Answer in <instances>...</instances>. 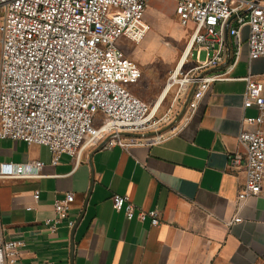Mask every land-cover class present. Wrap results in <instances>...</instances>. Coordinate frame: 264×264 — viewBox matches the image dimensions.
I'll return each instance as SVG.
<instances>
[{
  "label": "built area",
  "instance_id": "2783aa9c",
  "mask_svg": "<svg viewBox=\"0 0 264 264\" xmlns=\"http://www.w3.org/2000/svg\"><path fill=\"white\" fill-rule=\"evenodd\" d=\"M182 27H191L185 61L194 64L172 74L170 87L183 95L191 117L217 81L242 80L241 150L227 154L228 168L241 169L244 181L236 199V216L254 198H264V73L233 77L241 56L242 28H248L249 61L264 57V0H172ZM151 0H0V139L42 145L51 163L68 155L75 165L96 148L149 146L162 140L153 126L151 107L128 86L142 77L139 65L119 45L139 43L149 25ZM200 51H205L200 60ZM185 63V62H184ZM181 70V68H180ZM169 87V88H170ZM247 110H255L246 116ZM247 124L249 127H243ZM44 163H0V180L41 177ZM35 201L39 192L33 194ZM72 192L55 198L51 231L65 221L75 226L69 210ZM112 206L128 220L159 225L158 210H143L126 194L113 193ZM28 207L27 210H30ZM0 223V264H20L22 242L6 240Z\"/></svg>",
  "mask_w": 264,
  "mask_h": 264
},
{
  "label": "crops",
  "instance_id": "0c3cea01",
  "mask_svg": "<svg viewBox=\"0 0 264 264\" xmlns=\"http://www.w3.org/2000/svg\"><path fill=\"white\" fill-rule=\"evenodd\" d=\"M241 33L231 76L249 70L263 79L264 57L249 61L248 28ZM244 89L242 80L214 82L194 114L160 142L92 149L78 165L68 155L53 165L46 146L0 139V163H44L39 178L0 180V223L6 240L22 242L20 264H264V198L248 200L241 221L228 224L244 181L227 159L241 150L236 136ZM66 192L75 195L68 215L75 226L63 221L51 231L46 221L55 217L53 201ZM113 193L158 210L161 223L126 219L113 208Z\"/></svg>",
  "mask_w": 264,
  "mask_h": 264
},
{
  "label": "rangeland",
  "instance_id": "374dc122",
  "mask_svg": "<svg viewBox=\"0 0 264 264\" xmlns=\"http://www.w3.org/2000/svg\"><path fill=\"white\" fill-rule=\"evenodd\" d=\"M145 21L149 30L139 43L121 39L119 45L144 72L139 82L128 86V89L143 99L153 111L157 99L168 85L167 81L174 74L184 53L191 27H182L179 24L171 0H152L147 8ZM195 54L194 51L187 58L179 72H184L194 64ZM205 56L206 52L200 51V60H204ZM176 93L177 88L170 87L161 105L155 110L153 127L158 135L173 131L187 116L183 95L177 96Z\"/></svg>",
  "mask_w": 264,
  "mask_h": 264
},
{
  "label": "bare ground",
  "instance_id": "6f19581e",
  "mask_svg": "<svg viewBox=\"0 0 264 264\" xmlns=\"http://www.w3.org/2000/svg\"><path fill=\"white\" fill-rule=\"evenodd\" d=\"M184 62H185V53L182 54V56H181V58H180V60H179V62H178V64H177V67H176L175 73H177V72L180 70V68L182 67V65L184 64ZM169 87H170V85H167V86L165 87V89L163 90V93L159 96V98H158V100H157V103L154 105V108H153L152 114L155 113V110L157 109V107L160 106L161 102L163 101V99H164L165 96H166V93H167Z\"/></svg>",
  "mask_w": 264,
  "mask_h": 264
}]
</instances>
